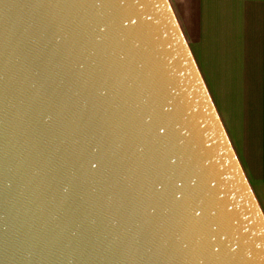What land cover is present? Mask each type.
<instances>
[{"label": "water", "instance_id": "95a60500", "mask_svg": "<svg viewBox=\"0 0 264 264\" xmlns=\"http://www.w3.org/2000/svg\"><path fill=\"white\" fill-rule=\"evenodd\" d=\"M0 264H264L169 0H0Z\"/></svg>", "mask_w": 264, "mask_h": 264}, {"label": "crops", "instance_id": "0c3cea01", "mask_svg": "<svg viewBox=\"0 0 264 264\" xmlns=\"http://www.w3.org/2000/svg\"><path fill=\"white\" fill-rule=\"evenodd\" d=\"M264 212V0H169Z\"/></svg>", "mask_w": 264, "mask_h": 264}]
</instances>
